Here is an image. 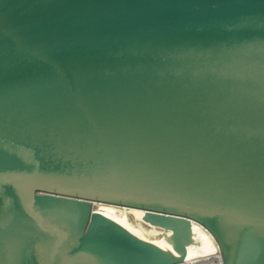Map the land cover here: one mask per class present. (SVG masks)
Wrapping results in <instances>:
<instances>
[{
    "label": "water",
    "instance_id": "water-1",
    "mask_svg": "<svg viewBox=\"0 0 264 264\" xmlns=\"http://www.w3.org/2000/svg\"><path fill=\"white\" fill-rule=\"evenodd\" d=\"M192 222L264 264V0H0V264H178Z\"/></svg>",
    "mask_w": 264,
    "mask_h": 264
},
{
    "label": "bare ground",
    "instance_id": "bare-ground-1",
    "mask_svg": "<svg viewBox=\"0 0 264 264\" xmlns=\"http://www.w3.org/2000/svg\"><path fill=\"white\" fill-rule=\"evenodd\" d=\"M102 208L99 211H96L97 214L113 221L114 223L121 226L124 230H126L132 237L136 238L137 240L148 244L152 247H154L156 250H158L160 253L163 254L166 262H172L177 256V246L176 242L182 244L185 238H178L175 240V238H170L168 236L165 237V239H161L158 241H149L141 232L140 230L133 227L129 221L127 220L126 216L119 217L116 215V207L100 204ZM124 210V208H121ZM133 213L138 219L144 221L145 212L137 209H125ZM192 231L195 232L198 230L197 225L195 223H192ZM155 234H158L157 232H154ZM180 256V255H179Z\"/></svg>",
    "mask_w": 264,
    "mask_h": 264
},
{
    "label": "built area",
    "instance_id": "built-area-1",
    "mask_svg": "<svg viewBox=\"0 0 264 264\" xmlns=\"http://www.w3.org/2000/svg\"><path fill=\"white\" fill-rule=\"evenodd\" d=\"M195 224L198 230L196 234L192 231V243L187 246L186 255L179 256L181 261L178 264H224L220 247L213 236L203 226Z\"/></svg>",
    "mask_w": 264,
    "mask_h": 264
},
{
    "label": "rangeland",
    "instance_id": "rangeland-1",
    "mask_svg": "<svg viewBox=\"0 0 264 264\" xmlns=\"http://www.w3.org/2000/svg\"><path fill=\"white\" fill-rule=\"evenodd\" d=\"M102 208V206L98 203L94 205V211H99ZM116 215L119 217L126 216L127 220L129 223L135 227L136 229L140 230L143 232L144 236L149 240V241H158L161 239H165L166 236L172 238L173 237V232L172 230H167L159 226H154L147 220H140L138 219L133 213H131L128 210H122L119 208H116ZM154 232H157L158 234H155ZM176 240V239H175ZM177 247H180L178 244L176 245Z\"/></svg>",
    "mask_w": 264,
    "mask_h": 264
}]
</instances>
